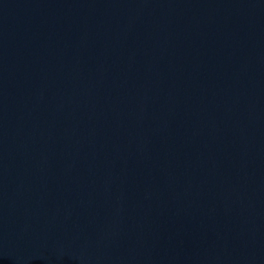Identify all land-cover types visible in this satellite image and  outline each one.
Returning a JSON list of instances; mask_svg holds the SVG:
<instances>
[{"label":"water","instance_id":"95a60500","mask_svg":"<svg viewBox=\"0 0 264 264\" xmlns=\"http://www.w3.org/2000/svg\"><path fill=\"white\" fill-rule=\"evenodd\" d=\"M0 264H264V0H0Z\"/></svg>","mask_w":264,"mask_h":264}]
</instances>
